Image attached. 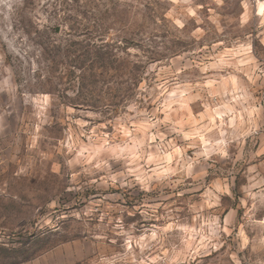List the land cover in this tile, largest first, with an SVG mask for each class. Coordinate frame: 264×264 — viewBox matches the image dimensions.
Listing matches in <instances>:
<instances>
[{"label": "rangeland", "instance_id": "1", "mask_svg": "<svg viewBox=\"0 0 264 264\" xmlns=\"http://www.w3.org/2000/svg\"><path fill=\"white\" fill-rule=\"evenodd\" d=\"M260 8L0 0V264H264Z\"/></svg>", "mask_w": 264, "mask_h": 264}, {"label": "crops", "instance_id": "2", "mask_svg": "<svg viewBox=\"0 0 264 264\" xmlns=\"http://www.w3.org/2000/svg\"><path fill=\"white\" fill-rule=\"evenodd\" d=\"M260 25L262 26L260 31L257 34L246 35L244 43L239 45L234 51L241 52L237 59L242 63L243 68L250 67L254 71L264 72V17ZM247 181L249 183L256 182L262 186L264 185V160L260 164L259 171L252 170V173L248 174ZM262 192H264V186L259 192L260 197H264V193L262 194Z\"/></svg>", "mask_w": 264, "mask_h": 264}, {"label": "built area", "instance_id": "3", "mask_svg": "<svg viewBox=\"0 0 264 264\" xmlns=\"http://www.w3.org/2000/svg\"><path fill=\"white\" fill-rule=\"evenodd\" d=\"M255 5L260 6L264 9V0H251ZM264 225V218L261 220Z\"/></svg>", "mask_w": 264, "mask_h": 264}, {"label": "bare ground", "instance_id": "4", "mask_svg": "<svg viewBox=\"0 0 264 264\" xmlns=\"http://www.w3.org/2000/svg\"><path fill=\"white\" fill-rule=\"evenodd\" d=\"M260 9H262V7Z\"/></svg>", "mask_w": 264, "mask_h": 264}]
</instances>
